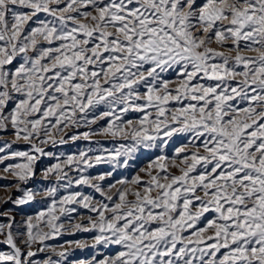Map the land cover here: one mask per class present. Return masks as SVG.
<instances>
[{"label": "snow or ice", "instance_id": "obj_1", "mask_svg": "<svg viewBox=\"0 0 264 264\" xmlns=\"http://www.w3.org/2000/svg\"><path fill=\"white\" fill-rule=\"evenodd\" d=\"M0 134V264H264V0H0ZM94 136L129 143L45 150ZM173 136L147 179L85 175Z\"/></svg>", "mask_w": 264, "mask_h": 264}, {"label": "rangeland", "instance_id": "obj_2", "mask_svg": "<svg viewBox=\"0 0 264 264\" xmlns=\"http://www.w3.org/2000/svg\"><path fill=\"white\" fill-rule=\"evenodd\" d=\"M174 76V74H172ZM140 114L138 113H129L126 118H138ZM101 124L104 123L103 121L100 122ZM96 127V126H93ZM87 129L81 128L78 130H74L77 132H83ZM3 135V134H0ZM5 140L11 141L13 138L8 135L3 137ZM167 139V138H165ZM93 143H89L88 141L84 140H78L76 142H69L65 145H57L56 147H52L51 145H48L45 150L50 151L54 153L55 155H67V154H74L78 153L80 150H85L87 148H92L93 151L89 153V155H96L100 154L103 149H108L111 151L121 143H129V141H122L119 139H112L110 137H103V136H94L93 137ZM99 142V143H95ZM183 142V138L180 136H173L171 140L168 141L167 145H162L155 147L153 149H140L136 153L135 159L130 160V167L124 168V167H114L111 163L102 162L100 164H94V167L87 169L85 172V175L90 176H96L101 175L105 173H112L111 176L107 177L104 181H94L97 183H101V185L107 190V186L109 183H114L116 179L120 178H127L132 179L136 175H141L144 179H147V177L144 175L143 172L140 171L142 168H146L149 161H154L159 155H165L168 157H172L174 154V149L179 147L181 143ZM2 143V141H0ZM157 145H161V141H157ZM14 148H19L21 150L26 149L28 145L24 144L23 142H20L18 144L13 145ZM56 161L52 157H43L40 162H38L37 165V176L30 181L29 186H43L45 184H54V180L44 181L42 179V176L40 175V170L50 164L55 163ZM7 163V162H6ZM3 166L0 165V168ZM173 171H176L173 169ZM72 176H76L77 174L75 172L70 173ZM9 181H12V178L9 177L8 180H0V184L8 183ZM72 191L76 190H82L86 194L94 195L96 199H102L99 196V193H95L92 189L81 186L80 189L73 188ZM60 194H63V189L60 190ZM12 195L16 196L19 195V193L16 192L15 188H11L7 191L0 188V197L6 198L7 196ZM44 203L42 201L26 205L24 206L23 212H21L19 215H17V219L21 220L25 215H34L38 210H41L44 207ZM79 212L84 215H88L87 211L85 209H80ZM92 233H84V232H77L74 236L72 235H63L59 237L56 240H50L48 241L51 245H59L63 244L65 241L70 240H90V237L92 236ZM115 246H113L110 249H101L105 254H109L114 252ZM0 250H7L3 245H0ZM72 255L69 257V261H74L76 259H85V258H91V256L94 254V250L92 248H85V249H79V248H71L70 249ZM45 253H38L37 258H45Z\"/></svg>", "mask_w": 264, "mask_h": 264}]
</instances>
